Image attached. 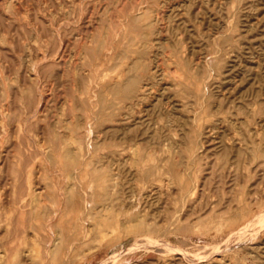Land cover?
<instances>
[{"label":"rangeland","instance_id":"1","mask_svg":"<svg viewBox=\"0 0 264 264\" xmlns=\"http://www.w3.org/2000/svg\"><path fill=\"white\" fill-rule=\"evenodd\" d=\"M263 128L264 0H0V264H264Z\"/></svg>","mask_w":264,"mask_h":264},{"label":"bare ground","instance_id":"2","mask_svg":"<svg viewBox=\"0 0 264 264\" xmlns=\"http://www.w3.org/2000/svg\"><path fill=\"white\" fill-rule=\"evenodd\" d=\"M171 1V0H170ZM163 3V2H162ZM166 4V3H165ZM139 20V19H138ZM137 20V21H138ZM140 21V20H139ZM210 38V37H209ZM151 39V38H150ZM154 40V39H153ZM219 40V39H218ZM149 41V40H148ZM155 41V40H154ZM149 43H151V42H149ZM209 43H210V41H209ZM214 44H215V42H214ZM148 45H151V44H148ZM212 46V45H211ZM139 47V46H138ZM139 48H143V47H139ZM148 48H149V46H148ZM147 48V49H148ZM218 48V47H217ZM149 49H151V47L149 48ZM148 49V50H149ZM177 49V48H176ZM219 49H220V47H219ZM223 49V48H222ZM134 50V49H133ZM132 50V51H133ZM142 50V49H141ZM148 50H147V52H148ZM152 51V50H151ZM181 51V50H180ZM213 51V50H212ZM212 51H209V52H212ZM221 51V50H220ZM131 52V51H130ZM130 52H129V54H130ZM136 52V51H135ZM140 51H138V53H139ZM179 52V51H178ZM185 52V51H184ZM184 52H182V54L184 53ZM214 52V51H213ZM222 52V51H221ZM227 52V51H226ZM175 53V52H174ZM220 53V52H219ZM223 53V52H222ZM128 54V55H129ZM127 55V56H128ZM132 55V54H131ZM141 55V54H140ZM142 55H143V53H142ZM225 55H226V53H225ZM121 56V55H120ZM178 56V55H177ZM180 56V55H179ZM222 56V55H221ZM254 56V55H253ZM144 57V56H143ZM182 57V56H181ZM220 57V56H219ZM123 58V57H122ZM121 58V59H122ZM153 58V57H152ZM221 58V57H220ZM144 59H145V57H144ZM148 59V58H147ZM179 59V58H178ZM180 59H182V58H180ZM206 59V58H205ZM222 59V58H221ZM224 59V58H223ZM124 60V59H123ZM132 60V59H131ZM130 60V61H131ZM146 60V59H145ZM149 60V59H148ZM185 60V59H184ZM200 60H201V58H200ZM199 60V61H200ZM125 61V60H124ZM135 61V60H134ZM141 61V60H140ZM183 61V60H182ZM187 61V60H186ZM138 62V61H137ZM142 62V61H141ZM140 62V63H141ZM151 62V61H150ZM149 62V63H150ZM181 62V61H180ZM204 62V61H203ZM218 62H219V60H218ZM223 62H225V61H223ZM226 62H228L227 60H226ZM230 62V61H229ZM132 62H130V64H131ZM143 63H144V61H143ZM129 64V65H130ZM135 64H137V63H135ZM147 64V63H146ZM157 64V63H156ZM178 64V63H177ZM180 64V63H179ZM207 64H208V62H207ZM228 64V63H227ZM227 64H226V66H227ZM125 64H123L122 66H124ZM142 65V64H141ZM150 65H152V64H149V66ZM153 65H155V64H153ZM197 65V64H196ZM113 66V65H112ZM115 66V65H114ZM147 65H145V67H146ZM155 66H157V65H155ZM225 66V65H224ZM138 67H139V64H138ZM144 67V66H143ZM152 67V66H151ZM190 67H191V65H190ZM234 67V66H233ZM123 68V67H122ZM141 68H142V66H141ZM188 68V67H187ZM205 68V67H204ZM149 69H150V67H149ZM192 69V68H191ZM211 69H212V67H211ZM120 70V69H119ZM148 70V69H147ZM152 70V69H151ZM185 70H186V68H185ZM144 71H145V69H144ZM149 71L150 70H148V73H149ZM211 71V70H210ZM232 71V70H231ZM138 72V71H137ZM146 72V71H145ZM151 72V71H150ZM153 72V71H152ZM201 72V71H200ZM118 73V72H117ZM147 73V72H146ZM147 73V74H148ZM155 73V72H154ZM259 73V72H258ZM129 74V73H128ZM153 74V73H152ZM207 74V73H206ZM220 74V73H219ZM106 75V74H105ZM149 75V74H148ZM156 75V74H155ZM218 75V74H217ZM150 76H152L151 74H150ZM119 77V76H118ZM222 77V76H221ZM116 79V78H115ZM214 79H216V77H214ZM102 80V79H101ZM143 80V79H142ZM155 80V79H154ZM208 80H210V79H208ZM217 80V79H216ZM109 81V80H108ZM206 81H207V78H206ZM140 82V81H139ZM144 82V81H143ZM206 83H208V82H206ZM205 83V84H206ZM126 86L128 87V88H130V92L132 91V90H134V88H135V84L136 83H134V85L132 84V80L131 79H128L127 80V82H126ZM155 84V83H154ZM212 85H214V84H212ZM219 85V84H218ZM119 86H120V82H118V81H112V83H111V88H112V90H116V89H118L119 88ZM146 86H147V83H143V85L140 87V96L142 95V96H144L145 97V93H146V90H147V88H146ZM154 86V85H153ZM100 87V86H99ZM103 90V89H102ZM207 90V89H206ZM106 92V91H105ZM104 93V92H103ZM153 94V93H152ZM201 94H202V92H201ZM121 95V94H120ZM119 95V96H120ZM125 95V94H124ZM150 95H151V93H150ZM204 95V94H203ZM107 96V95H106ZM259 96V95H258ZM117 97V96H116ZM204 97V96H203ZM146 98V97H145ZM205 98V97H204ZM147 100V99H146ZM210 100V99H209ZM206 101V100H205ZM257 101V100H256ZM204 102V101H203ZM198 103V102H197ZM251 103H253V102H251ZM124 104V103H123ZM136 104V103H135ZM139 104H140V102H139ZM134 105V104H133ZM142 105V104H141ZM195 105V104H194ZM199 105H201V103H199ZM127 106V105H126ZM135 106H137V104L135 105ZM156 106V105H155ZM251 106V105H250ZM112 107V106H111ZM146 107H147V105H146ZM140 108V107H139ZM242 108H243V106H242ZM136 109V108H135ZM147 109V108H146ZM150 109V108H149ZM138 110V109H137ZM218 111V110H217ZM167 112V111H166ZM171 112V111H170ZM115 113V112H114ZM194 114H196V113H194ZM137 115V114H136ZM161 115V114H160ZM219 116V115H218ZM176 117V116H175ZM125 118V117H124ZM165 118V117H164ZM194 118V117H193ZM192 118V119H193ZM222 118V117H221ZM248 118V117H247ZM250 118V117H249ZM139 119V118H138ZM168 119V118H167ZM178 120H179V118H177ZM113 120V119H112ZM170 120V119H169ZM245 120V119H244ZM127 121V120H126ZM171 121V120H170ZM181 121H183V119L181 120ZM187 122V121H186ZM138 123V122H137ZM163 123V122H162ZM166 123V122H165ZM233 123H236V122H233ZM170 123H168V125H169ZM179 124V123H178ZM176 125V124H175ZM183 125V124H182ZM188 125V124H187ZM193 125V124H192ZM204 125V124H203ZM184 126H185V124H184ZM183 126V127H184ZM215 127V126H214ZM245 127V126H244ZM248 127V126H247ZM202 128H203V126H202ZM189 129V128H188ZM195 129V128H194ZM238 129V128H237ZM256 129V128H255ZM264 129V128H263ZM118 130V129H117ZM212 130H214V129H212ZM202 132V131H201ZM259 132H261L260 130H259ZM150 133V132H149ZM169 133V132H168ZM203 133V132H202ZM165 133H163V135H164ZM170 134V133H169ZM209 134H210V132H209ZM208 134V135H209ZM171 136V135H170ZM254 136H256V134L254 135ZM176 137V136H175ZM202 137V136H201ZM200 137V138H201ZM245 137V136H244ZM244 137H243V139H244ZM183 139V138H182ZM208 139V138H207ZM213 139V138H212ZM242 139V140H243ZM181 140V139H180ZM241 140V139H240ZM246 139H244V141H245ZM253 140V139H252ZM158 141V140H157ZM182 141V140H181ZM200 141V140H199ZM209 141H212V140H209ZM252 142V141H251ZM124 143V142H123ZM179 143V142H178ZM181 143V142H180ZM199 143V142H198ZM208 143V142H207ZM139 144V143H138ZM246 144V143H245ZM251 145V144H250ZM258 146V145H257ZM204 147V146H203ZM210 147V146H209ZM253 147V146H252ZM202 148V147H201ZM226 148V147H225ZM247 148H249V147H247ZM246 148V149H247ZM64 150V149H63ZM204 150V149H203ZM250 150H251V148H250ZM248 152V151H247ZM74 153V152H73ZM241 153V152H240ZM250 153V152H249ZM251 154V153H250ZM74 155V154H73ZM169 156V155H168ZM240 158V157H239ZM101 160V159H100ZM114 160V159H113ZM177 160V159H176ZM102 161V160H101ZM96 162H98V161H96ZM263 162V161H262ZM238 163V162H237ZM232 166V165H231ZM230 166V167H231ZM238 168V167H237ZM239 169V168H238ZM151 170V169H150ZM254 170H255V168H254ZM259 170V169H258ZM238 171V170H237ZM234 172V171H233ZM253 174V173H252ZM264 174V173H263ZM108 177V176H107ZM106 177V178H107ZM116 177V176H115ZM148 178V177H147ZM108 179V178H107ZM104 180V179H103ZM162 180V179H161ZM181 180V179H180ZM168 182V181H167ZM195 182V181H194ZM116 183H117V181H116ZM164 184V183H163ZM170 184H171V182H170ZM32 185V184H31ZM30 185V186H31ZM160 185V184H159ZM167 184H165V186H166ZM185 185V184H184ZM100 186V188H101V192H100V190H99V193L98 194H100L101 196H103V195H106L107 194V192L109 193V188H111V183H104V184H102V185H99ZM115 186V184H113V187ZM159 188V187H158ZM166 188V187H165ZM193 188V187H192ZM35 189V188H34ZM155 189V188H154ZM157 190V189H156ZM120 190H118V192H119ZM160 191H161V189H160ZM167 191V190H166ZM165 191V192H166ZM201 191V190H200ZM199 191V192H200ZM112 192V191H111ZM150 192V191H149ZM153 192V191H152ZM155 192V191H154ZM196 192V190H192V193L194 194ZM114 193V192H113ZM41 193H38V192H36L35 190L34 191H29L27 194H26V199H29V197H30V199L31 200H33V199H36L37 198V196L38 195H40ZM149 194H151V193H149ZM186 194V193H185ZM172 195V194H171ZM153 196V195H152ZM201 196V195H200ZM35 197V198H34ZM181 197V196H180ZM39 199V198H38ZM143 199V198H142ZM147 199H148V196H147ZM197 199V198H196ZM198 199H200V197L198 198ZM194 201V200H193ZM207 201V200H206ZM211 201V200H210ZM32 202V201H31ZM184 202V201H183ZM118 204V203H117ZM214 204V203H213ZM189 205V204H188ZM203 205V204H202ZM208 206V205H207ZM169 207V206H168ZM206 207V206H205ZM212 207V206H211ZM163 208V207H162ZM227 208V207H226ZM105 209V208H104ZM121 209V208H120ZM170 209H172V208H170ZM188 209V208H187ZM204 209V208H203ZM211 209V208H210ZM209 209V210H210ZM164 210V209H163ZM163 210H161L162 212H163ZM189 210V209H188ZM192 210V209H191ZM145 211H147V210H145ZM160 211V212H161ZM184 211V210H183ZM200 211V210H199ZM105 212V211H104ZM189 212V211H188ZM210 212V211H209ZM208 212V213H209ZM128 214V213H127ZM180 214V213H179ZM184 214H185V212H184ZM35 215V214H34ZM37 215V214H36ZM151 215V214H150ZM178 214H176V216H177ZM156 217V216H155ZM159 217V216H158ZM142 217H140V216H137L136 218L135 217H133L132 215H130V214H128L126 217H125V221H124V226H126V227H128L130 230L131 229H137V228H143V227H145V222L146 221H144V220H142L141 219ZM175 220V219H174ZM118 221H120V220H118ZM173 221V220H172ZM171 221V222H172ZM169 223H170V221H169ZM105 225H106V223H104ZM262 224H264V223H262ZM103 225V224H102ZM108 225V224H107ZM251 225H252V223L250 222V223H247V224H244V225H242V226H240V228H239V230H238V233H240L239 235L241 236V233L243 234V232H240V231H243L244 229H247V228H249V227H251ZM44 226V225H43ZM42 226V227H43ZM104 226V225H103ZM108 227V226H107ZM159 227V226H158ZM253 227V226H252ZM255 228V227H254ZM253 228V229H254ZM259 228V227H258ZM87 229V228H86ZM90 229H88L87 231H89ZM107 230V229H106ZM152 230V229H151ZM252 230V229H251ZM104 231H105V229H104ZM153 231V230H152ZM151 231V232H152ZM245 231V230H244ZM263 231V230H262ZM51 232V231H50ZM246 232L248 233V230H246ZM259 232H260V230H259ZM247 233L246 234H244V235H247ZM51 234H52V237H53V239L52 238H50L52 241H54V244L51 246V244H50V241L47 239V240H45V241H49V244L48 245H46L47 246V248L50 250V249H52L53 248V246H57L58 244H59V241H60V238H59V236H58V234H55L54 233V231H52L51 232ZM237 233L235 232V235H236ZM72 235V234H71ZM231 235V234H230ZM243 235V236H244ZM78 236V235H77ZM239 236V237H240ZM100 240H99V243L101 244L102 242H104L106 239V236L104 235V234H100V237H98ZM97 238V239H98ZM230 238H233L232 236H230ZM236 237H234V239H235ZM244 238V237H243ZM151 239V238H150ZM238 239V238H237ZM148 240V239H147ZM227 240H228V238H227ZM228 241H231L232 242V239H230V240H228ZM235 241V240H234ZM63 242H66V241H63ZM138 241H136V243H137ZM224 243H225V241H223ZM21 243V242H20ZM167 244H169V243H167ZM223 244V243H222ZM221 244V245H222ZM132 245V244H131ZM167 246V245H166ZM169 246V245H168ZM226 246V245H225ZM123 247V246H122ZM170 247H172V246H170ZM222 247V246H221ZM228 247V246H227ZM123 249V248H122ZM174 249V248H173ZM223 249V248H222ZM259 249V248H258ZM167 250V249H166ZM170 250V248L167 250V252ZM175 250V249H174ZM173 250V251H174ZM219 250H221V249H219ZM224 250V249H223ZM19 251V250H18ZM29 251V250H28ZM28 251H23L22 250V252L23 253H21V254H24V258L25 259H22L21 260V263H23V262H25V261H34V260H37V261H39L40 259H41V257L39 258L38 256H37V258L35 257V255H33V254H31V253H29ZM172 251V252H173ZM182 252H184L183 250H181ZM28 252V253H27ZM3 253V252H2ZM118 253V252H117ZM116 253V254H117ZM115 254V253H114ZM115 254V255H116ZM217 254V253H216ZM253 254V253H252ZM184 255H186V252L185 253H183L182 254V256H184ZM206 255V254H205ZM6 256V253L4 252L2 255H0V261L2 262V261H5V257ZM113 256V255H112ZM185 257V256H184ZM200 257V256H199ZM204 257H206V256H204ZM177 258V257H176ZM219 258V257H218ZM218 258H217V260H218ZM258 258V257H257ZM39 259V260H38ZM182 259V258H181ZM199 260V259H198ZM216 260V259H215ZM20 261V260H19ZM169 261V260H168ZM168 261H167V264H168ZM172 261V260H171ZM201 261V260H200ZM203 261V260H202ZM219 262V261H218ZM11 263V262H10ZM180 263V262H179ZM13 264V263H12ZM173 264V263H172ZM216 264V263H215ZM222 264V263H221Z\"/></svg>","mask_w":264,"mask_h":264}]
</instances>
